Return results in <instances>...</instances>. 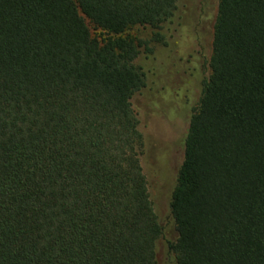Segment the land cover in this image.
<instances>
[{
	"label": "trees",
	"instance_id": "1",
	"mask_svg": "<svg viewBox=\"0 0 264 264\" xmlns=\"http://www.w3.org/2000/svg\"><path fill=\"white\" fill-rule=\"evenodd\" d=\"M177 3L0 0V264H158L134 101L162 115L152 56ZM208 68L167 252L264 264V0H218Z\"/></svg>",
	"mask_w": 264,
	"mask_h": 264
},
{
	"label": "rangeland",
	"instance_id": "2",
	"mask_svg": "<svg viewBox=\"0 0 264 264\" xmlns=\"http://www.w3.org/2000/svg\"><path fill=\"white\" fill-rule=\"evenodd\" d=\"M217 5L218 0H178L175 14L166 25L169 45L152 56L156 90L150 88L149 93H155L156 97L158 109L154 114L162 115L151 116L153 105L147 103L150 100L134 101L135 106L143 110L140 117L144 135L141 166L149 199L163 228V237L156 248L158 264H173L166 247L167 241L176 238L169 205L183 158L188 122L199 104L203 83L209 74ZM88 27L92 36L99 39L100 31L89 24ZM129 33L142 39L150 35L148 29L139 27Z\"/></svg>",
	"mask_w": 264,
	"mask_h": 264
},
{
	"label": "flooded vegetation",
	"instance_id": "3",
	"mask_svg": "<svg viewBox=\"0 0 264 264\" xmlns=\"http://www.w3.org/2000/svg\"><path fill=\"white\" fill-rule=\"evenodd\" d=\"M166 119H168L169 121H171V119H170V118H168V117H167ZM167 126H169V127H170V125H167Z\"/></svg>",
	"mask_w": 264,
	"mask_h": 264
}]
</instances>
